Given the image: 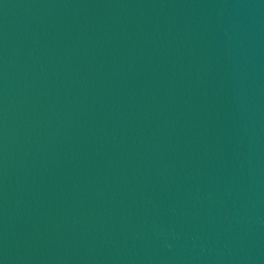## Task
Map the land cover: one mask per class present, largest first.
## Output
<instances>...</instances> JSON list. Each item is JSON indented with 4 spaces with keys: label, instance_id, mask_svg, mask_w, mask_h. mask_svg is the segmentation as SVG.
Listing matches in <instances>:
<instances>
[{
    "label": "water",
    "instance_id": "obj_1",
    "mask_svg": "<svg viewBox=\"0 0 264 264\" xmlns=\"http://www.w3.org/2000/svg\"><path fill=\"white\" fill-rule=\"evenodd\" d=\"M0 264H264V0H0Z\"/></svg>",
    "mask_w": 264,
    "mask_h": 264
}]
</instances>
